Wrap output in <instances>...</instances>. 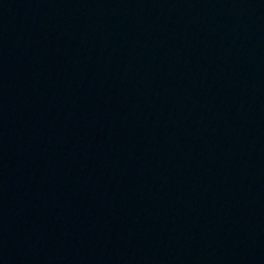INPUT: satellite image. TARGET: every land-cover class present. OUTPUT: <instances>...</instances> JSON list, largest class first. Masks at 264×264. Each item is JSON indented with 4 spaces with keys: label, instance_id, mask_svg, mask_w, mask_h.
Wrapping results in <instances>:
<instances>
[{
    "label": "water",
    "instance_id": "95a60500",
    "mask_svg": "<svg viewBox=\"0 0 264 264\" xmlns=\"http://www.w3.org/2000/svg\"><path fill=\"white\" fill-rule=\"evenodd\" d=\"M0 264H264V0H0Z\"/></svg>",
    "mask_w": 264,
    "mask_h": 264
}]
</instances>
